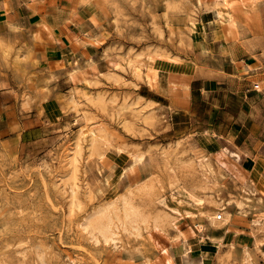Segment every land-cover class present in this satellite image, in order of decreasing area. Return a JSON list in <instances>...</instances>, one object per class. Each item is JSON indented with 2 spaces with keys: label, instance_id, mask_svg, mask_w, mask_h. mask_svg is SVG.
<instances>
[{
  "label": "rangeland",
  "instance_id": "374dc122",
  "mask_svg": "<svg viewBox=\"0 0 264 264\" xmlns=\"http://www.w3.org/2000/svg\"><path fill=\"white\" fill-rule=\"evenodd\" d=\"M8 1L0 0V75L12 77L0 91V264H173L171 243L213 234L206 218L176 219L181 237L168 223L172 240L153 233L150 242L144 225L137 235L113 216L116 245L96 244L82 224L128 195L157 217L156 201L183 189L203 199L207 215L227 206L230 238L210 264H264V220L252 223L264 215V0H253L256 13H233V39L211 22L212 0H14L15 13ZM79 14L71 49L49 61L34 28L52 31ZM110 57L155 59L157 82L113 70ZM86 123L106 137L95 151L89 137L78 145ZM198 224L202 235L190 228Z\"/></svg>",
  "mask_w": 264,
  "mask_h": 264
},
{
  "label": "bare ground",
  "instance_id": "6f19581e",
  "mask_svg": "<svg viewBox=\"0 0 264 264\" xmlns=\"http://www.w3.org/2000/svg\"><path fill=\"white\" fill-rule=\"evenodd\" d=\"M198 2L200 3V2H202V0H198ZM240 2L244 5L247 2V0H240ZM211 6H212V8H210L208 10H210V12L213 13V15H214L215 19L218 21V23H220L221 25H225V27L229 30V32H231V30L235 26V21L233 20L232 15L229 12L228 8L229 7H233L234 3H231L230 0H212V5ZM196 26H197V23L194 20L190 21V26H188V27H190V29L189 28L188 29L191 31V34H192L193 38L196 36ZM203 48L204 47L202 45V49ZM121 58H123V57H110V58H108L109 67L113 68V70H114V68L115 69H119L121 67H122L121 70H123V67H129L128 69H130L129 71H131V73H132V75L134 77H136V78L144 77L145 81L150 86H153L154 83L157 82L159 74H158L156 65L154 63H152V62L155 61V59H149V64H148V62H147L148 60H147L146 61L147 63L146 64L144 63L145 65H142L141 61H137V60H133V59L131 60V59H127V58L121 59ZM167 60L171 61V60H173V58L167 56ZM71 79L74 81L75 75L72 74L71 75ZM80 89H77V91L74 94L75 95L76 94H81L82 96L85 97V99H87L86 97L89 96L88 93L86 91H83V90L81 91ZM77 105H79V103ZM78 108H81V107H78ZM81 112H82V110H81ZM152 117L154 118V116H152ZM89 118L90 117H88V119ZM87 122H89V120ZM87 125L88 124L86 123V126ZM91 126L92 127H88L87 126L88 129H84L85 127L82 128V130L80 132V135L78 137V141H79L78 145L82 146L83 143H81V142H84V138L87 139V137H89L86 141H90L91 142V145H92V147L94 148V151H95V149L98 147V144L101 142V140H103V139L105 140L106 137L103 136L101 131L94 129L93 125H91ZM224 153H225V150H223L222 154L224 155ZM138 158H136V159H138ZM209 166H210V164H209ZM237 178H239L238 174H237ZM194 187H196V185ZM170 188H171V186H170ZM172 188H174V187L172 186ZM188 188H189V186H188ZM198 189H200V188H198ZM249 192H251V190ZM180 195H182L185 198V200L184 199H180L179 198ZM128 196L131 198L130 195H128ZM128 196H126V197L124 196V198L121 200L122 205L119 204L120 207H118L116 205L117 203H114L116 206H115L114 210L112 211V210H110V205L108 204L107 207H109L108 209L110 211L107 210V209L100 211V209H99V211H97L96 213L90 214L86 218V221L83 222L82 226H83L84 231H86L88 234H90L92 236V239L94 240V242L96 244L100 241V237H101V238L104 239V241L106 243H110L111 242L113 245H116V240H117L116 235H118V233L116 232V227H117V230H119L118 228H121V225L123 226V228H124L123 230L124 231L128 227H130V228H132L134 230L133 232L137 233V235H142V231H143L142 225H144V229L148 230L147 231V236H148V239H149L150 242L154 241L153 233H157V234L163 236L166 240L171 241L172 239L167 235V232L164 229L165 228V224L169 223L171 226H173V228H175L178 231L177 233H179V235H178L177 238H179V237H181V234H182L181 229L179 228V226L176 223V219H179V218L186 220V219H193V218L195 219V218H198L200 216V217L206 218L210 222L211 226L215 227V228H213L214 231H223L224 233H226L229 230V228H228L229 219L227 218V216H226L225 219H223V217H222V219H220V221L218 220V217L220 216L221 212H224V214H226V215L228 214L229 215V213L227 212V206L225 204H223L224 201L223 202H221V201L217 202L218 204H216L217 208L219 210V213H217V214H211L210 213L209 215H207V214H205V213H203L202 211L199 210V209H202V207L205 208L203 199L198 198L197 195L193 194V192H190L187 189H183V190H180V191H178L176 193H173L170 198L161 197L157 201L152 198V202L156 201L158 203V205H159V208L161 207L160 209H161L162 213L158 214L157 217H155V216L154 217H150V216L144 215L143 213H141V211L139 212L136 209V207H134L135 205L132 203L133 201L130 200ZM201 196H203V195H201ZM170 202L177 203L178 205H181V204L184 203L185 205H188V207H191L193 209H196V211L197 210L198 211H197V213H194V212H191V211L182 212V211L178 210L177 208L171 207L170 206ZM150 204H151V202H150ZM111 205H113V203H111ZM241 205H243V203ZM241 205H239V206H241ZM151 207L153 208V205ZM154 207L156 209L158 208L156 206H154ZM103 208H105V206ZM160 209H158V210H160ZM158 210H155V211L158 212ZM215 212H218V211H214V213ZM113 216H117V218L121 221L120 227H118V223L115 222L116 220L113 218ZM171 217H172V221H169V219ZM173 218H175V219H173ZM263 220H264L263 213H259V214H257V217L254 218V221L252 223H253V225L255 227H258L259 225L263 224ZM129 224H130V226H129ZM190 228L192 230H194V231L198 230L197 232H199L201 235L204 232V226L203 225H199V226H195V227L190 226ZM263 228H264V226L262 227V229ZM252 230H253V228H252ZM127 231H128V229H127ZM254 235H255V233H254ZM199 237H200L199 238L200 242L202 244H204V245L211 244L212 246H215L217 248L220 247V245H221L220 244L221 241H217L216 239H214V236L213 237L199 236ZM183 239H185V238L183 237ZM262 244H263V242H262ZM154 245L161 252H165L166 251V249L163 246L159 245L157 242H155ZM186 251H190V249H186ZM209 260H210L209 254L204 252L202 254L201 258L199 259V263L200 264H207V262ZM245 260L247 262L249 261V255L248 254L245 257ZM184 263L185 264H192L190 261H188V260L186 261V259L184 260Z\"/></svg>",
  "mask_w": 264,
  "mask_h": 264
},
{
  "label": "crops",
  "instance_id": "0c3cea01",
  "mask_svg": "<svg viewBox=\"0 0 264 264\" xmlns=\"http://www.w3.org/2000/svg\"><path fill=\"white\" fill-rule=\"evenodd\" d=\"M231 3H234L233 7H229L228 10L232 15L233 20L235 21V26L233 27V29L231 30V32H229V30L225 27V25H221L220 23H218V21L215 19L213 13L210 12V10H207L208 14L212 17V23L216 24V25H220L225 27L226 32H227V37L228 39H233L234 34H235V29H236V20L234 17V12L236 10H238L239 8L242 9H247L250 7V11H246L247 15H251L253 13H256V4L255 2H253V0L250 2L247 0V2L243 5L240 0H230ZM249 3H253L249 6ZM7 6H9L8 9V13H15L18 12L19 9H17L14 5L15 2L14 0L8 1V3H6ZM243 6V7H242ZM80 11V10H79ZM7 12V9H6ZM82 13V12H81ZM79 14V18L74 19L72 24H59L58 26H56L52 31H50V28H46V29H40V28H34V39L39 38L40 42L38 43L40 46V48L42 49H46L47 51V56H48V60H54V61H60L62 59H64L63 55V50H68L71 49L72 46V39H71V35H78L79 31L77 29V24L78 22H80L81 20H83L84 15ZM67 17V14L63 16V19ZM93 20V19H92ZM50 21V25H53L55 22L53 20V18H49ZM93 23V22H92ZM204 28L206 27L205 25H203ZM83 37V36H82ZM196 38V36L194 37ZM229 45V43H227ZM227 45L222 46V49L224 51H227ZM204 49L202 50H206V46L203 45ZM207 51V50H206ZM87 56V55H86ZM66 58V57H65ZM66 60H69V57L66 58ZM246 70L251 71V69L246 66L245 67ZM12 78V77H11ZM6 78L4 76L0 75V91L1 90H5L7 89V87H9L11 85V79ZM264 84V82H263ZM260 88V85H258ZM13 92V91H10ZM225 151H227L228 149H223ZM235 158H237L238 154L235 153ZM240 177V174H238ZM231 229L229 228V230L227 232H229ZM211 232H213V228L210 229ZM227 232L225 234L219 232V231H214L213 234H211L209 237H213L214 239H216L217 241H221L220 244L224 245L230 238V236L227 234ZM238 233V231H235L233 234L236 236ZM208 236V235H205ZM197 243L199 246V249L197 248ZM172 244V250L175 251L173 252V264H185L183 261V256L185 254V251L187 249V247H191V253H189V259L188 261H190L192 264H199V259L201 258L202 254L204 252H206L207 254H209V257L211 258L213 256V252L215 248V246H212L211 244H207L204 245L200 242L199 238H198V242H194V243H190L188 242L187 246H178L177 244ZM219 248V247H218ZM207 264H210V260L207 262Z\"/></svg>",
  "mask_w": 264,
  "mask_h": 264
},
{
  "label": "built area",
  "instance_id": "2783aa9c",
  "mask_svg": "<svg viewBox=\"0 0 264 264\" xmlns=\"http://www.w3.org/2000/svg\"><path fill=\"white\" fill-rule=\"evenodd\" d=\"M255 89H259L258 84L255 85ZM220 219H222V215H220V216L218 217V220H220Z\"/></svg>",
  "mask_w": 264,
  "mask_h": 264
}]
</instances>
